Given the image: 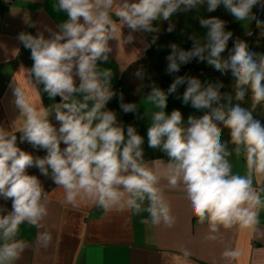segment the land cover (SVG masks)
Returning a JSON list of instances; mask_svg holds the SVG:
<instances>
[{"label":"clouds","instance_id":"clouds-1","mask_svg":"<svg viewBox=\"0 0 264 264\" xmlns=\"http://www.w3.org/2000/svg\"><path fill=\"white\" fill-rule=\"evenodd\" d=\"M202 4L210 12L223 5L246 29L253 10L259 13L264 0H55L54 10L68 17L58 31L46 29L50 32L47 38L43 32L17 35L24 48L30 49L34 63L30 68L21 66L23 82L14 78L9 85L19 118L11 130L0 125V199L11 202L10 210L0 206V264H15L27 247L17 238L23 224L38 230L43 246L51 240L47 230L40 231L48 215L49 192L37 175L29 173L33 167L42 176H50L63 189L64 202L73 207L90 203L104 213H147L143 223L173 227L157 161L145 160L144 137L135 127L125 128L116 113L106 109L116 95L111 88L112 71L102 69L97 61L108 60L109 41L119 40L122 28L157 31L152 21L169 20L181 5L187 10ZM199 22L207 28L206 35L190 36V50L171 44L166 71L178 72L181 65L198 58L229 74L236 101H243L250 90L252 107L264 104V54L236 41L225 57L222 54L232 36L225 30L226 22L215 16ZM255 24L264 35V21L256 19ZM173 28L169 24L167 31ZM133 39L129 33L122 42ZM17 54L15 50L13 56ZM185 82L182 102L207 110L199 118L190 115L185 120L178 109L170 114L165 111L168 95ZM41 84L49 98L59 96L60 102L45 107L37 87ZM219 87V83L202 84L196 77L177 76L167 92L154 86L145 98L150 120L148 146L169 157L167 182L172 187L182 185L190 215L207 226L210 240L217 238L221 228L256 230L259 211L264 208V200L253 188L254 175H264V124L239 103L221 104ZM119 100L124 113L136 111L135 103H123L122 94ZM219 126L229 130L232 149L220 139ZM17 132L20 143L44 149L46 154L35 156L22 149ZM242 153L247 168L244 175L234 172L229 160ZM223 254L238 258L241 253L226 250ZM188 255L185 251L184 256Z\"/></svg>","mask_w":264,"mask_h":264},{"label":"crops","instance_id":"crops-1","mask_svg":"<svg viewBox=\"0 0 264 264\" xmlns=\"http://www.w3.org/2000/svg\"><path fill=\"white\" fill-rule=\"evenodd\" d=\"M54 3L55 0H0V125L9 130L19 118V110L13 102L9 85L14 78L23 82L25 77L19 72L21 66L30 68L34 63L30 49L24 48L17 35L20 32H30L33 35L43 32L47 38L50 32L46 29L58 31V25L68 17L65 12L54 10ZM261 8L264 11V6ZM113 19L118 21L114 16ZM160 22L159 19L152 21L153 27H161ZM129 33L134 39L125 44L122 42L123 38ZM155 34V31L132 32L124 27L119 40L109 41L111 52L108 60L97 63L102 69H111L112 90L129 66L145 57ZM15 50H18V54L13 56ZM158 54L156 52L154 57ZM202 81L206 82L204 79ZM75 82L78 84L79 79L75 78ZM172 82L173 80L146 83L139 96L132 95V103L138 106L133 112V118L146 139L150 120L145 114L149 107L145 104V98L154 86L167 92ZM37 87L41 89L45 107L60 102L59 96L49 98L42 91V84ZM186 87L185 82L178 86L176 92L168 95L165 111L170 114L172 110L178 109L185 120L190 115L199 118L207 110L192 107L190 101L188 104L182 102ZM219 94L221 104L227 102L231 106L239 103L241 107L252 111L254 118L264 124V104L253 108L251 91L246 92L243 101H236L235 87L231 83L226 90L219 87ZM117 120L123 124L121 118L117 117ZM218 131L222 142H228V148L232 149L234 145L230 143L229 130L219 126ZM154 151V158L147 161H157L156 168L161 176L160 187L169 201L175 220L173 227L143 223L142 218L147 213H104L90 203L73 207L64 202L63 189L54 186L49 191L48 215L43 221L44 228L40 230H47L51 240L45 247L37 238V229L27 224L21 225L17 238L25 241L27 247L15 264H264V208L259 211L256 230L237 226L221 228L216 239H208L207 226L197 223L196 218L188 211L182 185L172 187L167 182L166 164L169 157L160 149L154 148ZM229 160L234 172L241 175L246 173L243 153L240 157L230 156ZM253 188L264 200V175H254ZM226 250H238L241 254L238 258L226 257L223 254ZM185 251L189 253L187 257L184 256Z\"/></svg>","mask_w":264,"mask_h":264},{"label":"rangeland","instance_id":"rangeland-1","mask_svg":"<svg viewBox=\"0 0 264 264\" xmlns=\"http://www.w3.org/2000/svg\"><path fill=\"white\" fill-rule=\"evenodd\" d=\"M213 16L224 20L226 22L225 30L232 32V36L227 42V47L222 55L226 57L236 41L242 42L248 50L254 53L264 54V35H261L262 29L255 24L256 19L264 21L263 10L257 13L254 9L252 13V23L244 29L241 27L240 23L224 9L223 5L218 6L217 9L211 12L207 10L206 4L193 6L187 10H184V6L181 5L169 18V24L173 23L174 19H176V22L173 24L174 28L171 33L167 34L163 40L158 54L159 56H157L153 61L154 63L149 66V69L156 74L153 77L154 79L151 78V76L149 78L155 80L157 78L156 76H158V72H161L159 70L162 69L164 70L163 78L159 80L160 82L174 80L177 76L187 75L200 79L201 83L204 84L205 82L202 81L203 79L206 82H219L222 88L226 90V87L231 85L229 74L227 72L221 73L219 70L214 69L213 66L208 65L206 61L198 62L197 58H193L191 62L186 63L184 69L180 72L169 74L166 71L168 64L166 57L171 53L170 45L176 44L178 48L190 50L193 46V42L189 37L192 35L202 37L207 33V28L200 25V18H209Z\"/></svg>","mask_w":264,"mask_h":264},{"label":"trees","instance_id":"trees-1","mask_svg":"<svg viewBox=\"0 0 264 264\" xmlns=\"http://www.w3.org/2000/svg\"><path fill=\"white\" fill-rule=\"evenodd\" d=\"M168 21L169 20H161L160 22L161 27H159L157 31H155L156 33L154 35L155 42L154 43L152 42L151 47L149 48L148 52L146 53L143 59L133 63L125 71L123 78L119 80L113 88V91L116 93V95L112 99H110L106 104V109L114 111L117 117L121 118V120L123 121V125L125 126V128L131 125L135 127L138 134L142 136L143 134L141 132V129L137 127L135 120L133 118V112L124 113L122 111L120 107L119 96L121 94L123 95V103H132V100H131L132 95L135 94L136 96H139L141 94L142 87L146 83H154V82L159 83L160 82L159 80L163 78L164 70L161 69L159 70L161 72H158V76H156L157 78L155 80H152L151 78H153L156 74L154 71L149 69V66L154 63L153 61L156 58V56L154 57V55L156 54V52L160 51V47H161L163 40L165 39L167 34L171 33L167 31V28H168L167 25L169 24ZM175 22H176V19H174V22L170 24H174ZM184 67H185V64L181 65L179 72L182 71ZM137 72H140L141 75L137 76ZM150 76L151 78H149ZM16 135H17V143L22 149L33 152L35 156L42 157L46 154L44 149H39V148L33 149L32 146L28 144L27 142L20 143L19 141L20 133L17 132ZM142 147L144 150L143 154H144L145 160H150L154 158L155 156L154 148H150L148 146V141L145 137H144V144L142 145ZM28 171L30 174H34L38 176V178L41 180L46 191L49 192L54 186H56L52 182L50 176L48 177L42 176L38 168L33 167L29 169ZM10 203H11L10 201H4L0 199V206L4 207L6 210H10Z\"/></svg>","mask_w":264,"mask_h":264},{"label":"built area","instance_id":"built-area-1","mask_svg":"<svg viewBox=\"0 0 264 264\" xmlns=\"http://www.w3.org/2000/svg\"><path fill=\"white\" fill-rule=\"evenodd\" d=\"M7 1H10V0H7ZM98 61H100V60H98ZM102 62V61H101Z\"/></svg>","mask_w":264,"mask_h":264}]
</instances>
